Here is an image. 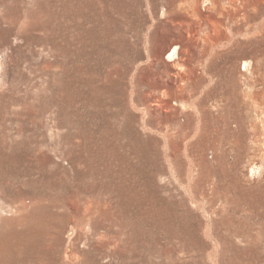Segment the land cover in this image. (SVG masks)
Wrapping results in <instances>:
<instances>
[{"label": "rangeland", "instance_id": "374dc122", "mask_svg": "<svg viewBox=\"0 0 264 264\" xmlns=\"http://www.w3.org/2000/svg\"><path fill=\"white\" fill-rule=\"evenodd\" d=\"M0 264H264V0H0Z\"/></svg>", "mask_w": 264, "mask_h": 264}, {"label": "bare ground", "instance_id": "6f19581e", "mask_svg": "<svg viewBox=\"0 0 264 264\" xmlns=\"http://www.w3.org/2000/svg\"><path fill=\"white\" fill-rule=\"evenodd\" d=\"M172 56V55H171ZM68 250L70 251V248L68 247ZM67 253H69L68 251H66Z\"/></svg>", "mask_w": 264, "mask_h": 264}]
</instances>
